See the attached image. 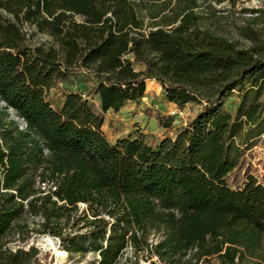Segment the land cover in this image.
I'll return each mask as SVG.
<instances>
[{"label":"trees","instance_id":"obj_1","mask_svg":"<svg viewBox=\"0 0 264 264\" xmlns=\"http://www.w3.org/2000/svg\"><path fill=\"white\" fill-rule=\"evenodd\" d=\"M225 1L0 0V264H38L36 247H7L14 233L55 237L94 264H126L130 247L134 264H264V186L228 184L264 134V40L251 24L249 48L203 27ZM25 25L53 45L34 46ZM150 81L201 110L156 147L112 142L104 115L139 104Z\"/></svg>","mask_w":264,"mask_h":264},{"label":"rangeland","instance_id":"obj_2","mask_svg":"<svg viewBox=\"0 0 264 264\" xmlns=\"http://www.w3.org/2000/svg\"><path fill=\"white\" fill-rule=\"evenodd\" d=\"M135 4L138 6V1ZM215 6L216 15L204 19L201 22L203 27L234 41L239 47L249 48L254 43L246 39L242 31L247 24H251L260 38L264 40V17L253 22V19H257V15L250 12L257 9L264 10V0H226L223 4L215 3ZM138 8L140 17L147 23L149 19L146 15L145 6L139 4ZM205 11L202 8L201 14L207 16L208 13ZM25 31L32 36L31 41L34 46L46 48L53 45V40L49 36L38 33L33 27L25 25ZM135 68L141 70L143 66L137 64ZM153 83V81L149 82L147 95L139 104H128L118 113L112 111L104 115L103 131L109 140L116 142L121 138L130 136L143 137L146 143L156 147L163 139H174L178 132L186 127L201 110V106L196 103L179 107L168 102L162 92V86L158 83L154 89ZM49 100L57 110H60L64 96L60 90L54 88L49 93ZM237 101L238 98L235 93L226 101L225 107L234 111ZM91 104L95 112L102 114L97 97H93ZM255 134L256 131L252 136ZM244 149L239 166L228 176L229 187L234 190L244 188L250 177H254L258 184L264 186V134L250 139ZM34 221L33 219L30 220L31 227L34 226ZM48 239L54 242V246L47 243ZM7 247L12 251L36 247L40 250L38 264H94L96 259L94 254L90 252L85 255L69 253L60 245L57 238L35 233L24 235L14 233L9 238ZM136 258L133 249L130 247L122 260L127 262L126 264H134ZM138 264H149V261L141 254ZM204 264H218V262L216 259H212Z\"/></svg>","mask_w":264,"mask_h":264},{"label":"crops","instance_id":"obj_3","mask_svg":"<svg viewBox=\"0 0 264 264\" xmlns=\"http://www.w3.org/2000/svg\"><path fill=\"white\" fill-rule=\"evenodd\" d=\"M154 83H153V87H154V89H156V87H157V82L156 81H153ZM128 104H133L132 102H130V103H128ZM127 104V105H128ZM134 104H137V103H134ZM126 107V106H125ZM109 112H112V110L111 111H109ZM114 112V111H113Z\"/></svg>","mask_w":264,"mask_h":264},{"label":"bare ground","instance_id":"obj_4","mask_svg":"<svg viewBox=\"0 0 264 264\" xmlns=\"http://www.w3.org/2000/svg\"><path fill=\"white\" fill-rule=\"evenodd\" d=\"M47 243L51 246H54V242L51 240V239H48L47 240ZM63 253V252H62ZM66 253V252H65ZM66 255V254H65Z\"/></svg>","mask_w":264,"mask_h":264},{"label":"built area","instance_id":"obj_5","mask_svg":"<svg viewBox=\"0 0 264 264\" xmlns=\"http://www.w3.org/2000/svg\"><path fill=\"white\" fill-rule=\"evenodd\" d=\"M21 123H22V127H24V126H25V123H24V122H22V121H21ZM57 240H58V239H57ZM58 242H59V240H58Z\"/></svg>","mask_w":264,"mask_h":264}]
</instances>
